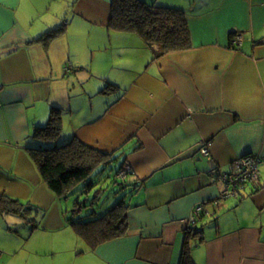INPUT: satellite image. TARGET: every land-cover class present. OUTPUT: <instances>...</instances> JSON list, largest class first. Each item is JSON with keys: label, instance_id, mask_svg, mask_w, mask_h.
I'll list each match as a JSON object with an SVG mask.
<instances>
[{"label": "crops", "instance_id": "0c3cea01", "mask_svg": "<svg viewBox=\"0 0 264 264\" xmlns=\"http://www.w3.org/2000/svg\"><path fill=\"white\" fill-rule=\"evenodd\" d=\"M155 4L187 13L191 50L155 59L109 27L112 0H0V194L35 206L39 223L25 242L12 225L24 219L0 217V264H264V0ZM53 109L65 140L122 149L141 183L127 234L95 251L27 151ZM246 155L262 160L259 180L220 201L218 175Z\"/></svg>", "mask_w": 264, "mask_h": 264}, {"label": "trees", "instance_id": "16d2710c", "mask_svg": "<svg viewBox=\"0 0 264 264\" xmlns=\"http://www.w3.org/2000/svg\"><path fill=\"white\" fill-rule=\"evenodd\" d=\"M109 27L140 35L152 49L155 59L192 49L187 13L182 9L157 5L155 0H112ZM64 30V26L53 29L37 42L48 45ZM236 34L231 35L233 49H237L233 42ZM33 137L39 143L28 147L29 156L57 201L72 202V209L64 218L77 237L95 251L99 246L125 236L129 230L130 204L125 197L114 204L109 198H104L105 188L113 182H122L121 190L132 188L133 194L141 187V183L130 181L131 168L126 160H121L124 156L122 149L107 153L81 142L77 137L65 140L62 117L57 109L52 110L48 123L37 128ZM118 160L121 164L115 173L113 166ZM123 173L127 174L126 179H123ZM114 174L119 181H112ZM24 204L1 193L0 217L17 215L37 229L39 223L28 218L36 212V207Z\"/></svg>", "mask_w": 264, "mask_h": 264}, {"label": "built area", "instance_id": "2783aa9c", "mask_svg": "<svg viewBox=\"0 0 264 264\" xmlns=\"http://www.w3.org/2000/svg\"><path fill=\"white\" fill-rule=\"evenodd\" d=\"M242 42V36L236 34L234 37L235 45H238ZM210 144H205L202 148V153L210 158L209 152ZM262 165V160L254 157L252 155H248L240 158L234 166L231 168L230 172L227 174L220 173L218 175V180L222 181L226 185V189L223 193L222 199L228 197H241V193L246 189L248 184L257 182L260 176V166ZM129 169V168H128ZM123 179L127 178V174H122ZM203 210V207L198 208L193 214L192 219L190 220V225H194L196 223V219L199 217L200 212Z\"/></svg>", "mask_w": 264, "mask_h": 264}, {"label": "rangeland", "instance_id": "374dc122", "mask_svg": "<svg viewBox=\"0 0 264 264\" xmlns=\"http://www.w3.org/2000/svg\"><path fill=\"white\" fill-rule=\"evenodd\" d=\"M120 164H121V162L118 160L117 163L113 166L115 173H116V171H118ZM114 179L119 181V179L117 177H115V174L113 175L112 181H115ZM130 181H132V180L130 179ZM121 184H122V182H119V184H114V182H113V184L111 183L110 187L105 188L104 198H109V200H111L110 201L111 204H114L117 201H120L124 197L126 198V201L130 202L131 199H133L135 197V195L132 193L133 192L132 188H127L125 190H121ZM24 203H23L24 205L28 204V202H24ZM63 206H64V204H63ZM65 207H67V206H65ZM68 208H72V202H70L68 204ZM88 210L90 213L92 212V210L90 208ZM68 212H70V211H68ZM84 214L86 215V212ZM31 218H33V217H31ZM14 219L17 220V217H14ZM88 219H86V220H88ZM17 222H21V223L13 222V224H12L14 227V233L17 232L22 237V239L26 242V239L27 238L29 239L31 237V235L35 231V229H33L32 224H30L29 222L27 223L26 220L24 221V220L19 219ZM25 230H27V232ZM22 231L26 235V237H24L21 234ZM18 244L20 245L19 241H18ZM51 253L52 252H49V254H51ZM50 258H51V256H50Z\"/></svg>", "mask_w": 264, "mask_h": 264}, {"label": "water", "instance_id": "95a60500", "mask_svg": "<svg viewBox=\"0 0 264 264\" xmlns=\"http://www.w3.org/2000/svg\"><path fill=\"white\" fill-rule=\"evenodd\" d=\"M245 190V189H244ZM241 197L243 198L244 196H243V193H241ZM226 199V198H225ZM220 201H222V200H224V199H222L221 197H220V199H219ZM218 204V203H217ZM206 212V211H205ZM206 214H208L207 212H206ZM207 216H209V215H207ZM197 222V221H196ZM197 223H195L194 225H192L191 226V228L192 227H194L195 225H196ZM193 229V228H192ZM197 234V233H196Z\"/></svg>", "mask_w": 264, "mask_h": 264}]
</instances>
